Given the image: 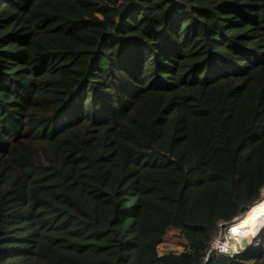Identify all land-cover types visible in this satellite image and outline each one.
I'll return each mask as SVG.
<instances>
[{"label":"trees","instance_id":"1","mask_svg":"<svg viewBox=\"0 0 264 264\" xmlns=\"http://www.w3.org/2000/svg\"><path fill=\"white\" fill-rule=\"evenodd\" d=\"M261 199L264 0H0V264H203Z\"/></svg>","mask_w":264,"mask_h":264},{"label":"rangeland","instance_id":"2","mask_svg":"<svg viewBox=\"0 0 264 264\" xmlns=\"http://www.w3.org/2000/svg\"><path fill=\"white\" fill-rule=\"evenodd\" d=\"M258 207V205L255 207V208H257ZM255 208H253L250 212H252ZM238 219V218H237ZM234 221V220H233ZM232 222V221H231ZM231 222H229V223H227V225H225V226H228ZM247 223H246V221H243V219L242 220H236L235 219V221L231 224V226L228 228V230L232 233V232H234V233H232L231 235V237L230 236H228V234L226 235L225 233H224V231L223 232H221V235L219 236V238L218 239H224V236H228L229 238L227 239V241H226V243H227V246H228V248H227V251L223 254V255H225L226 254V256H228V252L230 251V250H233V245H234V243H236V246H235V248L237 247V250L239 251V249H243L244 250V254H245V258L246 259H250V257L251 256H253V254L254 255H257V254H259V255H261V256H264V232H261L260 233V235H261V237H262V242L261 243H255V244H251V245H249V248H243V247H240L239 245V242L237 241L236 242V237H237V233L239 232V230L242 228V227H245V225H246ZM223 229H224V227H223ZM230 235V234H229ZM184 250V241L181 239V238H179L178 236H177V234H176V232L174 231V230H171L168 234H167V236H166V238H165V241H164V243H162L159 247H158V254H160V255H162V254H164V253H180V252H182ZM219 251H221V250H219ZM218 252V251H217ZM216 252V253H217ZM253 253V254H252ZM207 261V260H206Z\"/></svg>","mask_w":264,"mask_h":264},{"label":"bare ground","instance_id":"3","mask_svg":"<svg viewBox=\"0 0 264 264\" xmlns=\"http://www.w3.org/2000/svg\"><path fill=\"white\" fill-rule=\"evenodd\" d=\"M243 221H246L247 224L238 232V236L240 237L237 241L239 244L241 243V240H246L249 245L257 242L261 243L262 237L260 236V233L264 232V199L259 203L257 208L243 218ZM233 222L228 226H231ZM234 252H238L237 247Z\"/></svg>","mask_w":264,"mask_h":264},{"label":"built area","instance_id":"4","mask_svg":"<svg viewBox=\"0 0 264 264\" xmlns=\"http://www.w3.org/2000/svg\"><path fill=\"white\" fill-rule=\"evenodd\" d=\"M230 226H224V229H223V227L219 230V232H218V234H217V236H215L214 238H213V240H212V242H211V244H210V248H209V250L207 251V254H206V257L203 259V261H202V263L204 264L205 262H206V260H207V257H208V255L210 254V253H214V252H217V253H222V254H224L226 251H227V248H228V246H227V243H226V241H227V239L229 238L228 236H232L231 234L232 233H234V232H230L229 230H228V228H229ZM224 231V233L227 235L228 234V236H224V239H218L219 238V236L221 235V232H223ZM230 234V235H229ZM237 236H238V233H237ZM261 236V235H260ZM239 237L240 236H238V237H236V242H237V240L239 239ZM235 246H236V243H234V245H233V250H230L227 254H228V256L229 257H231L232 255H234V254H236L234 251H235ZM241 247V246H240ZM219 250H221V251H219ZM239 250H243V249H239ZM224 252V253H223ZM226 255V254H225Z\"/></svg>","mask_w":264,"mask_h":264},{"label":"water","instance_id":"5","mask_svg":"<svg viewBox=\"0 0 264 264\" xmlns=\"http://www.w3.org/2000/svg\"><path fill=\"white\" fill-rule=\"evenodd\" d=\"M261 200H262V199H261ZM261 200H260V201H261ZM244 215H245V214H244ZM239 218H240V217H239ZM240 246L243 247V248H245V247H246V248H249V244L247 243L246 240H241ZM252 254H253V253H252ZM259 256H261V255H259V254L254 255V254H253V256H251L250 259H252V258H256V257H259Z\"/></svg>","mask_w":264,"mask_h":264}]
</instances>
